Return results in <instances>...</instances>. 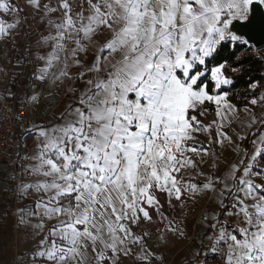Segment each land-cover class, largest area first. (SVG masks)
I'll return each mask as SVG.
<instances>
[{
    "label": "snow or ice",
    "instance_id": "obj_1",
    "mask_svg": "<svg viewBox=\"0 0 264 264\" xmlns=\"http://www.w3.org/2000/svg\"><path fill=\"white\" fill-rule=\"evenodd\" d=\"M261 7L264 0H0V41H16L28 9L46 24L27 53L33 83L72 82L52 123L31 120L40 93L26 82L17 92L13 79L0 93V111L33 134L13 189L18 224L35 240L19 264H163L158 250L189 238L185 217L201 201L206 234L182 264H264V80L250 81L241 108L225 65L209 66L225 42L248 50L234 22ZM165 205L183 215H166Z\"/></svg>",
    "mask_w": 264,
    "mask_h": 264
},
{
    "label": "crops",
    "instance_id": "obj_2",
    "mask_svg": "<svg viewBox=\"0 0 264 264\" xmlns=\"http://www.w3.org/2000/svg\"><path fill=\"white\" fill-rule=\"evenodd\" d=\"M15 2L22 4L24 0H15ZM55 2L56 0H53V3ZM75 3L79 5L80 1L75 0ZM27 15L28 19L17 29L16 41L8 40L6 42L8 46L10 45L17 49L21 55L20 59L27 57L22 60L20 65H17L16 61L13 67L12 75L17 81V92L21 90L19 87L21 82L27 83L29 86L27 90L31 91L33 88L31 81L33 80L32 74L36 66L31 63L33 56L27 55V53L29 49L32 53L36 52L38 47L36 40L41 33L47 35L46 24L39 23V17L32 18L31 9L27 10ZM69 86H72L71 81L66 82L65 85L56 87L44 84L41 87L34 88L35 91L40 93L39 105H35L32 108L33 111H41L40 116L36 119L37 123H52L57 121V115L70 101L71 94L67 92V87ZM214 118L213 116L208 122ZM241 118H243V113H241ZM25 140L22 151L23 155L27 156L33 147V134L29 133ZM199 140L203 143L204 147L208 146V140L203 134H199ZM209 163H211V160H209ZM15 184L16 180L14 176L9 171L2 170L0 173V264H19L20 256L23 253L30 252L35 245V240L30 238L28 230L18 224L16 209L22 205L18 203L13 191ZM159 198L162 202L164 201L163 194ZM207 205V201H201L199 205L191 206L189 214L185 217L189 238L175 239L169 248H160L158 251L163 254L165 261H170L172 264H182L181 257L185 255L189 248L200 247L199 238L203 237L206 232L198 221L201 219V213ZM163 210L166 215L172 216L175 214L177 219L183 215L181 210L176 209L174 213L167 205H165ZM146 227H150L153 230L152 242H154L156 236L159 235L155 231L156 225ZM135 231L139 232L140 229L137 228Z\"/></svg>",
    "mask_w": 264,
    "mask_h": 264
},
{
    "label": "built area",
    "instance_id": "obj_3",
    "mask_svg": "<svg viewBox=\"0 0 264 264\" xmlns=\"http://www.w3.org/2000/svg\"><path fill=\"white\" fill-rule=\"evenodd\" d=\"M252 53L259 57L260 53L257 50H252ZM5 57L6 61L9 62V66L12 68L15 66V62L20 59V53L13 46L7 47L6 42H0V57ZM11 71V75H12ZM10 78V79H9ZM13 77H6V80H3L2 76H0V82L3 84V89H1L0 93H3L4 89L10 84ZM31 85L34 88L41 87L44 84H41L39 81L33 80L31 81ZM9 106H11V101L9 102ZM18 106V105H17ZM41 111H33L31 115V120L36 121V119L40 116ZM214 116V110H210L207 114L204 121L207 123L210 118ZM27 125L28 122L26 121ZM29 134L28 131L25 130L24 126L17 124L15 122V117L10 113H6L2 111L0 114V173L2 170L9 171V173L14 176L16 183L19 182V172L20 165L23 162V148L25 144V138ZM163 264H172L170 261L163 260Z\"/></svg>",
    "mask_w": 264,
    "mask_h": 264
},
{
    "label": "trees",
    "instance_id": "obj_4",
    "mask_svg": "<svg viewBox=\"0 0 264 264\" xmlns=\"http://www.w3.org/2000/svg\"><path fill=\"white\" fill-rule=\"evenodd\" d=\"M252 48L244 50L243 47H234L230 43H223L216 54L210 58L209 66L225 65L226 73L233 76L235 86L229 89L230 98L238 107H243L246 103L245 97L248 95V84L250 81L264 80V60L252 53ZM240 65L239 73H231V67ZM12 80L15 77L11 78ZM16 80V79H15Z\"/></svg>",
    "mask_w": 264,
    "mask_h": 264
},
{
    "label": "water",
    "instance_id": "obj_5",
    "mask_svg": "<svg viewBox=\"0 0 264 264\" xmlns=\"http://www.w3.org/2000/svg\"><path fill=\"white\" fill-rule=\"evenodd\" d=\"M234 30L249 40L248 47L264 49V7L256 8L248 21H235Z\"/></svg>",
    "mask_w": 264,
    "mask_h": 264
},
{
    "label": "rangeland",
    "instance_id": "obj_6",
    "mask_svg": "<svg viewBox=\"0 0 264 264\" xmlns=\"http://www.w3.org/2000/svg\"><path fill=\"white\" fill-rule=\"evenodd\" d=\"M76 1H80L81 2V0H76ZM9 46L7 45V47H9ZM259 53H260V56L262 54H264V49L259 50ZM0 68H3L7 72V76H5L3 73H0V76H2L3 80H6V77H8V76L9 77L10 76L13 77V75L10 74L11 71H12V68L9 66V62L6 61V59H5L4 56L3 57H0ZM1 89H3V84L0 82V91H1Z\"/></svg>",
    "mask_w": 264,
    "mask_h": 264
}]
</instances>
